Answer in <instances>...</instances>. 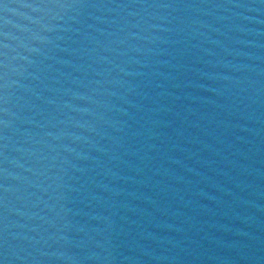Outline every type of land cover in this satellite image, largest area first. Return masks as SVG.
Here are the masks:
<instances>
[{"label":"water","instance_id":"95a60500","mask_svg":"<svg viewBox=\"0 0 264 264\" xmlns=\"http://www.w3.org/2000/svg\"><path fill=\"white\" fill-rule=\"evenodd\" d=\"M0 264H264V0H0Z\"/></svg>","mask_w":264,"mask_h":264}]
</instances>
